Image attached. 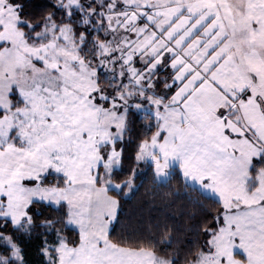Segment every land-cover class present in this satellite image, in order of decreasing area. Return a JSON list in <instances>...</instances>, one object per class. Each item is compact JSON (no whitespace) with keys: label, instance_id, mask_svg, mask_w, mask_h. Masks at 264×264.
<instances>
[{"label":"snow or ice","instance_id":"1","mask_svg":"<svg viewBox=\"0 0 264 264\" xmlns=\"http://www.w3.org/2000/svg\"><path fill=\"white\" fill-rule=\"evenodd\" d=\"M0 264H264V0H0Z\"/></svg>","mask_w":264,"mask_h":264},{"label":"trees","instance_id":"2","mask_svg":"<svg viewBox=\"0 0 264 264\" xmlns=\"http://www.w3.org/2000/svg\"><path fill=\"white\" fill-rule=\"evenodd\" d=\"M40 2L54 3L55 0H40ZM176 188L182 191V188H180L179 185H177ZM168 191H169L168 189L156 188L151 184L150 179H146L142 184H139L138 190L130 194V197L123 203V210L121 212L120 223L115 226V231L113 233V236L120 234V232L123 230V226L127 223L129 219L134 220L141 213L147 215L148 209L153 204H155L156 206H160L163 201H174L175 209L177 210V212L178 211H185L187 213L195 212L196 219L202 218L203 214L199 210L193 209L191 206L187 205L185 201L182 199L166 195ZM205 203L209 211H214V206L208 205L207 202ZM182 204L184 205L183 208H181ZM177 222L184 229H187L189 224H195L196 221L190 220L186 215L182 218H178ZM178 236L180 237L178 243L185 242L186 239H191V240L196 239L194 236L187 235L186 233H180L178 234ZM34 244L35 246H38L39 241L34 242ZM31 254L33 260L35 261L34 250H31Z\"/></svg>","mask_w":264,"mask_h":264}]
</instances>
